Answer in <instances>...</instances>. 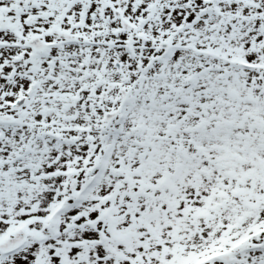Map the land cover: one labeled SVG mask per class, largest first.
I'll return each instance as SVG.
<instances>
[{"label":"snow or ice","instance_id":"snow-or-ice-1","mask_svg":"<svg viewBox=\"0 0 264 264\" xmlns=\"http://www.w3.org/2000/svg\"><path fill=\"white\" fill-rule=\"evenodd\" d=\"M0 264H264V0H0Z\"/></svg>","mask_w":264,"mask_h":264}]
</instances>
